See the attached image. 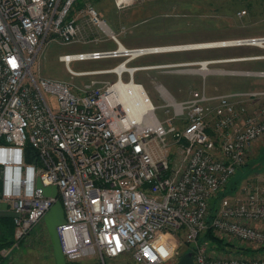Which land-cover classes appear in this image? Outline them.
Wrapping results in <instances>:
<instances>
[{"label":"built area","instance_id":"2783aa9c","mask_svg":"<svg viewBox=\"0 0 264 264\" xmlns=\"http://www.w3.org/2000/svg\"><path fill=\"white\" fill-rule=\"evenodd\" d=\"M135 0H115L118 8ZM79 0H0V201L11 206L14 243L19 249L51 207L62 201L65 220L57 226L63 255L77 262L131 255L141 264H177L180 247L189 246L195 264H264V180L212 202L249 161L264 138V90L207 94L194 90L178 101L163 86L158 91L168 116L157 106L135 120L115 85L137 70L200 73L215 64L238 60H200L129 66L149 54L190 51L159 46H125L91 4L75 12ZM75 12V13H74ZM98 44L113 49L79 51L59 57L76 76L73 61L120 58L114 83L92 80L83 86L36 76L47 42ZM234 45L264 49V37L237 39ZM247 59V58H244ZM264 78V70H231ZM47 96L55 100L52 105ZM257 103L258 105H254ZM37 152L27 162L25 147ZM40 183V184H39ZM57 187L58 196L46 187ZM209 228L233 246L259 250L257 256L226 254L200 237Z\"/></svg>","mask_w":264,"mask_h":264},{"label":"rangeland","instance_id":"374dc122","mask_svg":"<svg viewBox=\"0 0 264 264\" xmlns=\"http://www.w3.org/2000/svg\"><path fill=\"white\" fill-rule=\"evenodd\" d=\"M86 4H91L98 10L99 14L108 21L111 28L119 35L121 42L129 48L264 37V0H135L131 5L122 9L118 8L115 0H81L74 11L78 12ZM105 42L104 44L88 45H82L80 43L63 44L58 39H51L46 43L38 57L36 65L33 67V72L36 76L41 75L50 79L68 81L76 86H83L92 80L99 81V86H102L103 82L114 83L118 80L115 73L74 77L68 72L65 64L59 60L60 55L75 53L81 50L88 51L104 47H116L114 42ZM132 43H138L136 45L143 46H132L130 45ZM255 52H257V48L251 46L203 48L177 53L149 54L139 57L130 63L129 66L135 67L137 65L177 61L184 58L189 59L195 57L193 54L199 56L195 61L227 60L231 59L228 58L231 55H243ZM242 58L244 57L237 59ZM121 60L120 58H116L73 61L71 68L77 72L113 68ZM216 67H221L225 70H247V68H232L226 64ZM175 72L159 69L149 72H138L135 76V81L139 82V78L144 75V86L151 100L157 106V117L162 121L172 115V113L168 114L163 107L164 100L157 91V88H155L156 83L163 84L167 87L169 92L178 101H184L191 97V92L194 90H202L205 88L207 94L214 95L223 93L226 91L224 90L225 88L233 90L247 89L251 87L252 82L259 80L254 79L258 77L244 74H208L205 77H198L193 73ZM124 80L129 81V75L125 74ZM215 87L219 88L216 89ZM47 98L52 105H56L55 100L49 96ZM263 139L257 141L258 145L255 150L253 146L248 161L249 166L243 172L242 177L252 172L254 169L253 164H256L255 166L257 168L259 166L262 167L261 165L264 164L262 160L258 162L255 159L257 148L264 147ZM262 158H264V152L262 153ZM246 181L247 178L241 183L238 192L240 190L242 191L247 184ZM57 190L58 188L54 186L45 188L46 193L52 196H58ZM47 213L48 215L46 214L47 217L43 222L51 230L57 229L58 224L63 221V218L65 220V208L61 200L56 202ZM1 214L9 216L7 209L0 211ZM39 224L36 225L34 232L40 228ZM21 246L11 255L4 257L5 260H3L6 261V264H98L96 258H87L81 261L71 262L63 256L62 252V256L55 254V257L50 259L52 257L45 253L46 247H44L43 240L40 241V245L31 246L32 251H28L27 253L23 251ZM237 247L246 248V246L240 245ZM188 248L190 247L187 245L181 246V253L187 252ZM229 250L225 248L219 251L229 255ZM107 263L141 264L134 261L131 255H124L115 259L108 258Z\"/></svg>","mask_w":264,"mask_h":264},{"label":"crops","instance_id":"0c3cea01","mask_svg":"<svg viewBox=\"0 0 264 264\" xmlns=\"http://www.w3.org/2000/svg\"><path fill=\"white\" fill-rule=\"evenodd\" d=\"M80 1L81 0H79V2ZM101 43L104 44L106 42H101ZM136 44H138V43H132L130 45H132V46H143V45H136ZM82 45H88V44H82ZM165 46H171V45H165ZM251 47H256L257 48V52H255V53H246V54H243V55H231V56L228 57V58L244 57V58H247V59L242 58V59L233 60V61H226V62H223V63L215 64L214 66L216 67V66H221V65H225L226 64L227 66L232 67V68H247V70H264V53H262L264 51V49L261 48V47H258V46H251ZM104 48H106V47H104ZM100 49H103V48H100ZM100 49H93V50H88V51H94V50H100ZM107 49H113V48H107ZM174 53H177V52H174ZM193 56H195V57H192V58H189V59L184 58V59H179L177 61H171V62H165V63H157V64L137 65V66H153V65H160V64H174V63L194 62L195 59L199 58V56H197L195 54H193ZM107 59H116V58H107ZM137 59H132V60L135 61ZM184 60H187V61H184ZM129 65H130V63H129ZM216 68H219L220 70L212 71L209 74L241 75V74H235L231 70H225L224 68H221V67H216ZM106 69H111V68H106ZM106 69H99V70H93V71H100V70H106ZM152 70H159V69L137 70L136 72H134V75H133L134 81L133 82H135V83H137L139 85H142L143 88L146 90V88L144 86V81H143V79H144L143 76L144 75H142V77L139 78V82L135 81V76H136V73H138V72H142V71H148L149 72V71H152ZM236 71H241V70H236ZM181 73H187V72H181ZM107 74H110V73H107ZM193 74L197 75L198 77L202 76L201 74H198V73H193ZM126 75H128V74H126ZM124 76H123V81L124 82L127 83V82L131 81V80L125 81L124 80ZM129 79H130V75H129ZM254 79H259V80L255 81V82H252L251 83V87H249L247 89H236V90H233V89L225 88L224 90H226V91H224L223 93H218V94H226V93L240 92V91H262V90H264V78H254ZM158 85H163V84H157L156 83V87L155 88H157V91H158V87H157ZM165 88L167 89V87H165ZM215 88L218 89L219 87H215ZM146 92H147V90H146ZM147 94H148V92H147ZM172 96L175 97L174 95H172ZM260 100L262 101V103H264V99H260ZM254 105H258V104L255 103ZM257 145L258 144L256 142L254 144V150L256 149ZM263 152H264V147L263 148H257L256 153H255L256 154V158L255 159H257L258 162L261 161V160L264 162V158H262V153ZM25 158H26V156H25ZM250 163L252 164V162H250ZM255 165L256 164H253L254 169L252 170L250 175L247 177V181L246 182H248V181L252 182L253 181L254 183H257V182H261L262 180H264V164L261 165L262 167L259 166L258 168ZM6 205H7V207H6ZM2 207H3V209H2ZM4 209H7V211L9 212V216L8 217H10L11 219H10L9 222H7L6 220L3 219L4 217H7V216L4 215V214L0 215V240L1 241H5L6 238L8 240V239L11 238V236H12V238L14 240V224H13V220H12L11 212H10L11 211V206H9L8 203L0 201V211H3ZM47 215H48V213H47ZM47 215H45L43 220L46 219ZM43 220L39 224L40 228L38 229V231L36 230L34 232V230H33L32 233L30 234V236L21 243V245H22L21 248H23V251L27 253L28 251H32L31 246H34V245H37V244L40 245V241L43 240L44 247H46L45 253H47V255H49L50 257H52L50 259H53L55 257V254L61 255V252H62L61 246H60L59 237H58V234H57V229L51 230L48 226H46L44 224ZM63 221H64V218H63ZM62 222H60V224ZM255 225H257L258 227L264 228V223H257ZM9 228L11 229V231L9 230ZM3 249H5V248H3ZM227 249H230L229 250L230 254H233L235 252H237V253L240 252V253H243L244 255H247V256H257L259 254V250H256L253 247H250L249 245H247L246 248H243V247H241V248L233 247L232 248V247H230V248H227ZM2 250L0 251V256H2L1 255ZM0 258L2 259V261L4 263L6 262V261H4L5 259H4L3 256L0 257Z\"/></svg>","mask_w":264,"mask_h":264},{"label":"bare ground","instance_id":"6f19581e","mask_svg":"<svg viewBox=\"0 0 264 264\" xmlns=\"http://www.w3.org/2000/svg\"><path fill=\"white\" fill-rule=\"evenodd\" d=\"M236 40L229 41H217V42H205V43H195V44H180L171 46H159L162 50L169 49H189V50H199L203 48H217L223 45H234ZM123 70V65L109 71H98L100 73H120ZM115 90L119 92V98L124 102L125 109L128 111L133 119L139 120L142 115L148 112L153 107V102L150 96L147 94L146 90L142 85H139L133 81L130 82H118L115 85Z\"/></svg>","mask_w":264,"mask_h":264},{"label":"trees","instance_id":"16d2710c","mask_svg":"<svg viewBox=\"0 0 264 264\" xmlns=\"http://www.w3.org/2000/svg\"><path fill=\"white\" fill-rule=\"evenodd\" d=\"M25 156H26L27 162H34L38 158V154H37L36 150L30 144H27L25 147ZM248 166H249V163H247L243 168H241L235 174V176L230 180V182L226 186V188L219 194V196L215 200H213V202H212V208L213 209L218 204L220 199H222L223 197H225L227 195H233V194L238 192V190L240 189L239 187L241 186V183H243L244 179L250 175V174H248L245 177H242L243 172L246 170V168ZM3 219L6 220L7 222H9L11 218L7 216V217H4ZM10 228H9V230L11 231ZM200 241L201 242L209 241L210 244L214 245L215 249H219V250H222V249H225L228 247H232V248L235 247V246H233V244L227 243L222 238L216 236L211 228H209L204 234H202V236L200 237ZM13 243H14V240H13L12 236L8 240L6 238L5 241H1L0 242V251L3 248L10 247ZM187 251H192V249L188 248ZM0 257H2V256H0ZM0 264H5L1 258H0Z\"/></svg>","mask_w":264,"mask_h":264},{"label":"water","instance_id":"95a60500","mask_svg":"<svg viewBox=\"0 0 264 264\" xmlns=\"http://www.w3.org/2000/svg\"><path fill=\"white\" fill-rule=\"evenodd\" d=\"M177 264H195L194 263V254L192 251H187L185 253H183L180 258L179 261L177 262Z\"/></svg>","mask_w":264,"mask_h":264}]
</instances>
